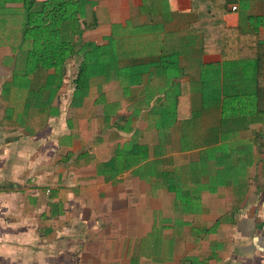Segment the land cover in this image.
I'll use <instances>...</instances> for the list:
<instances>
[{
	"label": "crops",
	"instance_id": "obj_1",
	"mask_svg": "<svg viewBox=\"0 0 264 264\" xmlns=\"http://www.w3.org/2000/svg\"><path fill=\"white\" fill-rule=\"evenodd\" d=\"M44 1L0 0V264H264V0L207 48L192 0H80L59 69L28 59Z\"/></svg>",
	"mask_w": 264,
	"mask_h": 264
},
{
	"label": "trees",
	"instance_id": "obj_2",
	"mask_svg": "<svg viewBox=\"0 0 264 264\" xmlns=\"http://www.w3.org/2000/svg\"><path fill=\"white\" fill-rule=\"evenodd\" d=\"M230 2L231 0H199L198 2L192 0V9L197 15L196 24L199 25V29L204 36V47L207 48L206 45H208L207 39H205V35L208 34V29L204 28H211V25H218V22L222 23V16L227 11L226 7ZM30 3H32V1ZM203 5H206V7L201 8ZM80 7V0H46L38 10L27 12L24 37L32 39V47L29 51L28 59L31 60L35 66L47 69H59L61 67L59 62L65 60L71 52L73 53L71 45L55 38H58L60 23L65 20L76 18L80 12ZM213 30H216V33L231 35V37L236 35L238 38L241 33L244 34V31L239 26L235 28L225 27L221 32H218L217 29ZM250 35L256 37V30H250ZM229 42V40H226L225 43H223V50L230 49V47H228ZM237 44L238 46L234 47L233 50H246L245 48L247 47L242 45L241 42ZM256 45L257 47L253 45V47L255 46L257 48L255 57L257 58L258 64L261 65L262 60H260L261 57L258 51H263L262 53L264 55V42L257 40ZM251 48L252 45H250V49ZM217 49L219 50V48ZM65 51H68V53L66 54ZM94 51H96V49L92 47L89 52L93 53ZM86 52L87 51L84 50V57L79 64V70L75 78L76 83L82 81L83 76L85 77L92 74V72H85V70L88 67L95 66L98 62V58L93 60L89 59ZM220 52H223L221 48ZM223 54L225 55V52Z\"/></svg>",
	"mask_w": 264,
	"mask_h": 264
},
{
	"label": "rangeland",
	"instance_id": "obj_3",
	"mask_svg": "<svg viewBox=\"0 0 264 264\" xmlns=\"http://www.w3.org/2000/svg\"><path fill=\"white\" fill-rule=\"evenodd\" d=\"M96 54V53H95ZM92 56V55H91ZM95 66H100V65H97V64H95Z\"/></svg>",
	"mask_w": 264,
	"mask_h": 264
},
{
	"label": "built area",
	"instance_id": "obj_4",
	"mask_svg": "<svg viewBox=\"0 0 264 264\" xmlns=\"http://www.w3.org/2000/svg\"><path fill=\"white\" fill-rule=\"evenodd\" d=\"M232 8L235 9V6H233Z\"/></svg>",
	"mask_w": 264,
	"mask_h": 264
}]
</instances>
